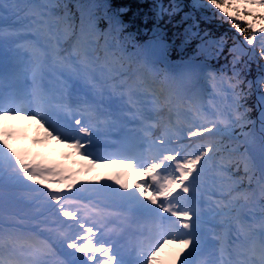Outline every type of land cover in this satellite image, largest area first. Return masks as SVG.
<instances>
[{
  "label": "snow or ice",
  "instance_id": "snow-or-ice-1",
  "mask_svg": "<svg viewBox=\"0 0 264 264\" xmlns=\"http://www.w3.org/2000/svg\"><path fill=\"white\" fill-rule=\"evenodd\" d=\"M208 5L223 14L221 18L243 35L247 45L258 46L260 58L264 59V14L247 10L249 5L264 8V0H208ZM61 7L67 6L56 0L0 2V20L7 21L9 15H14L19 22L17 27L0 26V49L13 53L17 58L14 64L26 57L33 83L28 99L34 105L25 107L14 94L0 96V124L20 117L36 120L41 127L47 126L45 130L50 137L61 143L71 141L70 146L93 167L122 165L121 172L108 178L119 187L100 181H97L98 187H88L79 184L75 174L56 166L26 162L9 144L12 133L0 128V186L20 185L37 193L55 217L54 224L44 229L49 234L46 239L40 238L42 222L35 218V232L21 230L20 226L27 223L23 218H17L11 226L0 224V264H129L109 236L116 230L107 229L108 217L115 213L101 210L92 201L91 194L101 192H110L130 208L153 218L149 237L136 245L134 264H160L161 254L170 246L178 249L170 264H264V179L259 183V224H245L238 215V209L243 207L238 202L243 200L245 204L255 205V192L240 191V180L233 179L222 163L213 168L221 153L219 138L230 134L236 126L243 129L250 123L246 118L247 109L240 111L245 95L240 88L243 84L240 73L235 69L231 76L223 72L207 73L206 78L216 94L225 100L231 97L227 111L215 109V115L205 114L195 110L189 101L187 111L193 112L199 123L182 126L177 119L176 126L164 127L160 136L153 139L152 130L160 126V121L150 122L148 116L141 115L144 111L139 107L141 101L134 99L137 86L135 83L127 86V79L122 78L123 64L107 48L102 59L97 52L98 35L94 25L86 22L82 14L77 32L67 11L64 15L57 14ZM22 8L28 9L23 16L20 15ZM29 35L35 39H28ZM22 36L25 39L20 40ZM70 40L69 51L64 44ZM62 52L65 54L61 55ZM48 59L53 65L69 70L68 79L61 81L55 99L47 96L40 86ZM144 91L147 93L144 103L151 105L149 110L158 112L160 97L166 90L149 87ZM179 96V92L167 90L169 112L173 98ZM128 106L140 115L141 143L149 144L147 153L117 151L106 156L95 155L91 150L93 137L118 127L121 117L128 114ZM261 131L264 133V121ZM205 133L206 139L197 142L195 147L174 146L182 138L191 140L204 137ZM244 136L245 143L255 142L250 132ZM261 143L264 144V136ZM239 163H243L250 180L251 158L243 155ZM260 167L264 175V151ZM210 170L221 177L214 184L218 198L209 209L212 217L219 218V230L205 227V208L201 203L205 177ZM137 176L141 179L137 180ZM26 182H35L44 188H32ZM85 199L89 202L84 203ZM233 221L237 225L235 239L230 237ZM257 227L258 232L254 230Z\"/></svg>",
  "mask_w": 264,
  "mask_h": 264
},
{
  "label": "trees",
  "instance_id": "trees-1",
  "mask_svg": "<svg viewBox=\"0 0 264 264\" xmlns=\"http://www.w3.org/2000/svg\"><path fill=\"white\" fill-rule=\"evenodd\" d=\"M14 2L40 3L41 0ZM56 2L67 6L66 9L64 7L57 9V14L64 15L67 11L77 32L82 14L86 22L94 25L98 35L99 56L104 58L105 48L115 53L116 58L124 66L122 78L127 79V86L135 83L137 91L142 94H147L144 90L149 87H162L166 92L161 97L167 95V90L175 91L180 87L188 89L193 84L198 86L187 91L184 97L173 99L175 100L171 105L173 113L178 110L187 111L189 101L195 110L205 114L215 115V109L227 111L226 106L231 103V97L225 100L216 93H208L206 79L201 73L223 72L231 76L234 69L240 73L243 80L240 88L245 93L240 111L247 109L246 118L250 123L243 129L236 126L230 134L219 138L221 153L217 155L213 164L215 168L222 163L233 179L240 180V191L257 194L255 205L245 204L240 200L238 203L243 207L238 211H242L248 218L261 216L259 183L264 179L260 167L264 148L261 137L264 133L261 131L262 122L256 117L255 100L258 98L263 106L260 119L264 121V84L261 83L264 81V59L260 58L259 47L247 45L243 35L237 32L231 23L225 22L221 18L223 14L210 7L208 0H56ZM247 10L257 15L264 14V8L254 5H249ZM20 11L26 13L28 9L22 8ZM208 41L211 42L207 48L200 52L199 46ZM255 43L254 41V45ZM64 46L71 48V40L65 42ZM150 49L154 50L157 61L146 63L144 56ZM168 64L182 65L176 80L167 73ZM204 100H207L205 110L201 109ZM190 113L196 118L193 112ZM247 132L255 138L254 143H245L244 133ZM243 155H247L252 161L250 180L244 171L243 163H239ZM213 175L216 184L221 177H217L214 171ZM26 183L31 187L35 184ZM11 187L22 186L13 184L0 186V203L24 202L19 195L9 190ZM214 196L217 199L218 193L215 192ZM236 214L234 211V215Z\"/></svg>",
  "mask_w": 264,
  "mask_h": 264
},
{
  "label": "rangeland",
  "instance_id": "rangeland-1",
  "mask_svg": "<svg viewBox=\"0 0 264 264\" xmlns=\"http://www.w3.org/2000/svg\"><path fill=\"white\" fill-rule=\"evenodd\" d=\"M0 2H2V0H0ZM24 14H25L24 12L20 11V15L23 16ZM5 24H7V26L10 27L19 26V22L15 20L14 15H9L7 21L0 20V26H4ZM22 37H20V39ZM31 37H32L31 39H35V37L33 36ZM64 48L68 49L69 51L71 50V48L67 46H64ZM152 52H154V50L150 49L148 54H153ZM64 54H65L64 52L61 53V55ZM11 55L12 52L5 53L2 49H0V58L6 56V59L4 60L5 65H7L8 67H13V68L15 67L18 71V75L14 76L13 79H9L10 76H7L6 73H4V71L2 70L1 67L2 61H1L0 84L12 83L14 84L13 86L18 84L23 85L24 89L22 91H19L18 89L15 88L13 94L16 96L24 97L23 104L25 107L34 106L30 104L28 99V94L33 87V83H32L31 71L26 62V57L25 60L21 61L19 64H14L13 63L14 57H12ZM48 61L50 63L46 68V71L44 72V74L46 73L45 84L47 85L48 88L46 91H44V93L47 96H51L53 99H55L57 93L59 92L61 81H65L68 79L69 70L60 67L59 65H53L50 59H48ZM181 70H182V65L168 64L167 73L170 76H172L174 80L178 78ZM201 75L203 76V78L206 79V88H209L208 93L211 94L216 93L212 88V84L206 78L207 72L206 73L203 72L201 73ZM6 76H7V80L9 79L10 82L6 81ZM195 86L196 85L193 84L188 89L180 87V89L175 90L174 92H179L180 93L179 98H182L185 96L187 91H189L191 88ZM146 95L147 94H142L136 90V92L134 93V99H138L141 101L139 107L144 109L141 115L148 116L150 122L156 120L160 121V126L152 130L153 139H156L160 136V132L164 127L172 128L176 126V123L174 122H176L177 119L181 121L182 126L194 122L199 123V121L196 120V118L191 116V113L189 111L178 110L175 113H173L172 111L169 112L168 106H166L167 95L160 97L161 106L158 112L149 110L151 108V105L150 104L146 105L144 103ZM206 97H208V95H206ZM174 101L175 100H172V103ZM206 105H207V100H204L201 109L205 110L207 107ZM135 113H136V109L132 108L131 106H128V114L121 117L119 126L109 129L106 133H102L99 137H93L94 144L99 141H109L110 131L125 130L124 127H126L127 121L129 119H136L137 121L141 122L140 115H136ZM61 118L63 117L61 116ZM46 127H47L46 125L44 127H41V123H38L36 120L25 119L23 117L7 120L4 121L2 124H0V128L4 129L8 133H12L11 138L9 139V144L11 145L14 151L19 153L22 157L26 159V162L30 161L34 163H42L46 165L56 166L57 168L65 170L66 172L75 174L76 178L79 181V184H83L88 187H98L99 185H97V181H100L101 183H111L113 187L118 188V186L115 185L114 181L111 182L110 180H108V178L114 177L117 173L121 172L123 167L122 165L109 164L107 167H103V168L93 167L91 164H89L87 160L83 158L82 155L78 154L76 150L70 146L71 141H69L68 143H61L58 140L54 139L53 137H50L48 135V132L45 130ZM139 129L140 128H133V129L127 128V130L124 132L125 134L123 135L125 137V135L128 136L130 134H133L135 136L134 141L136 146H132V148L134 149L137 148V149L131 151V150H126L124 148H119V151H121L123 154L129 153L130 151H131L130 154L147 153L149 144L147 142L141 143L142 133L139 131ZM207 136L208 134L205 133L204 137H195L192 138L191 140L182 138L181 141L174 146L180 147L181 144L185 146L191 144L193 147H195L197 142L206 139ZM128 147H130V145ZM91 150L97 156L111 155V153L103 150H97V149H91ZM213 168H214V164H213ZM101 178H103V180H101ZM136 179L139 180L141 179V177L137 176ZM215 182L216 181L213 175V171L210 170L205 177V188L202 191L201 203L205 208V212H204L205 227L215 228L219 230V218L212 217L209 211V209L214 206L212 202L214 201V199H216V197L214 196V193L216 192L214 187ZM32 185H33L32 188H37V184H32ZM39 188H44V186ZM9 190L14 191L17 194V196L19 195L22 198L24 202L12 201L11 203H5V202L0 203V224H7L11 226L16 223L17 218H23L27 221V223L25 225L20 226L21 230L35 232L37 231L36 228L34 227L33 218H35V220H39L42 222L41 229L39 230L38 233L40 238L41 239L48 238L49 234L46 231H44V229L47 226L54 224L55 217L53 213L43 204L42 198L38 197L37 193L29 191L24 187H17V188L11 187L9 188ZM65 191L67 192L68 190L66 189ZM102 194L108 197L107 195L108 192H102ZM85 195H89V194H85ZM91 198L92 201H94L95 198H102V195L98 193H92ZM88 202L89 201L85 203ZM123 203L124 205L126 204V202L124 201ZM136 211H137L136 209L132 208L130 212H136ZM235 213L237 212L235 211ZM243 214L244 213H242V211H238V215L242 223L245 224L255 223L256 225L259 224L261 216H255V220L253 221V217L248 218ZM61 219H66V218H61ZM115 220L116 218L113 215L108 217L107 224L112 222L113 224L117 225L115 226V228H111V229H115L116 231L114 233H110L109 236L115 240V245L117 248H119L120 255H122L125 261L128 262L129 258L131 259L137 258V254L132 255L130 253V248L128 245L122 246L123 244L122 239L125 238L124 227H122L119 221L117 222ZM150 228L152 229L153 226ZM257 228H255L254 230L257 231ZM236 231H237V225L233 221L231 224V232H230V237L232 239H235L233 233H235ZM241 240H243V237H241ZM177 250L178 249L175 246H170L169 248L165 249V251L161 254L160 264H170V261L174 257L175 252ZM50 259L54 260L55 257H52ZM133 259L131 261H133ZM177 264H179V262H177Z\"/></svg>",
  "mask_w": 264,
  "mask_h": 264
},
{
  "label": "bare ground",
  "instance_id": "bare-ground-1",
  "mask_svg": "<svg viewBox=\"0 0 264 264\" xmlns=\"http://www.w3.org/2000/svg\"><path fill=\"white\" fill-rule=\"evenodd\" d=\"M12 57H14L13 56V53H12V55H11ZM6 59V56H4L3 58H0V62L2 61V70L4 71V73H6V75L7 76H10V78L9 79H13V77L14 76H17L18 75V71H17V69L14 67H8L7 65H5V62H4V60ZM13 59H17V58H13ZM7 68V69H6ZM7 76H6V78H7ZM42 77H44V75L42 74ZM9 79L7 80L6 79V81L7 82H10L9 81ZM5 81V82H6ZM5 84V83H4ZM5 85H8V86H12V85H14V84H12V83H8V84H5ZM41 86V85H40ZM16 89H18L19 91H22L23 89H24V86L23 85H15L14 86ZM256 100L261 104V102H260V100L258 99V98H256ZM261 106H262V104H261ZM263 109V106H262V108L259 110V114H260V112H261V110ZM122 140V139H121ZM134 140H135V136H133V134L132 135H128V136H125V138H124V140L121 142V141H119L120 143H121V146L122 147H126L127 145H129V144H134ZM115 172V171H114ZM112 182V181H111ZM92 186H95V185H92ZM118 186V185H117ZM119 187V186H118ZM98 194H100V195H102V199L103 200H95V202L96 201H98V202H101V203H106V201H109L108 200V198L106 197V196H104L103 194H102V192L101 193H98ZM120 202H122V203H120ZM94 203V202H93ZM115 206H122L124 203H123V201L120 199V198H118L114 203H113ZM126 206H127V211L128 212H130L131 210H132V208H130L129 206H128V204L126 203L125 204ZM130 213H132L133 214V212H130ZM129 213V214H130ZM131 215V214H130ZM115 218H116V220L115 221H119L120 223H121V225H122V227H124V231H129V233L130 232H132L134 229H135V231L136 230H139L140 231V229L139 228H134V227H131V226H128L127 224H126V222H124V219L123 218H121V217H119V216H116V214H114L113 215ZM122 219V220H121ZM137 223H139L140 221H136ZM146 224L148 223V225H150V227H152L153 226V224H154V221H153V218L151 217V216H149V219L145 222ZM108 225L110 226V228H115V226H117V225H115V224H113L112 222L111 223H108L107 224V228H108ZM121 227V226H120ZM151 229V228H150ZM122 241H123V244H122V246L123 245H126V240L125 239H122ZM131 253V252H130ZM131 258H129L128 259V261L130 260ZM132 260V259H131Z\"/></svg>",
  "mask_w": 264,
  "mask_h": 264
},
{
  "label": "water",
  "instance_id": "water-1",
  "mask_svg": "<svg viewBox=\"0 0 264 264\" xmlns=\"http://www.w3.org/2000/svg\"><path fill=\"white\" fill-rule=\"evenodd\" d=\"M211 41H208L206 44H203V45H200L199 46V51L200 52H204V50L207 48V46H208V44L210 43ZM255 105H256V117H257V119H259L260 120V118H259V110L262 108V106H261V104L257 101V100H255Z\"/></svg>",
  "mask_w": 264,
  "mask_h": 264
}]
</instances>
